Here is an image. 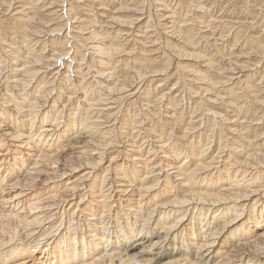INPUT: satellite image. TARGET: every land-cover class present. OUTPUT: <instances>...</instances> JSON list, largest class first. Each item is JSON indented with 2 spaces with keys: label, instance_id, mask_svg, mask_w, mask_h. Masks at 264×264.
<instances>
[{
  "label": "bare ground",
  "instance_id": "bare-ground-1",
  "mask_svg": "<svg viewBox=\"0 0 264 264\" xmlns=\"http://www.w3.org/2000/svg\"><path fill=\"white\" fill-rule=\"evenodd\" d=\"M116 1L111 0L108 3L110 4V9L107 12H104V10L101 9L104 5L103 4L104 1L101 2L98 0H92V5H96L97 8L90 7L91 5L89 6L88 4L84 5L86 8H91L89 13L92 14L91 15L92 20L90 22V25L87 23L90 27L93 26L92 28H94V23L96 22L95 18L98 17V19L99 18L101 19L100 22L98 20L97 23H95L98 24L97 25L98 27H96V29L89 31L88 27L82 29V27L80 26V23H82L83 21L80 18L82 16L85 17V15L80 16L79 17L80 20L77 21L75 17L73 18L74 14L72 15V17L71 15L68 14V12H70V9H68V5H70L69 0H22L21 2L23 4L17 3V1L15 0H0V7L6 8L4 9V13L7 12L9 13L10 10H13L12 12L16 16L15 19L11 21L12 23L10 22L11 25L13 26L12 28L15 31V32L12 31L14 32V36L16 32L18 34V31L22 30V32L19 33L20 34L19 37L23 41L21 40L20 42L22 44L24 42L27 43L26 47L25 45H22L24 49L26 48L25 50L21 49L20 48L21 46L19 47L21 50L18 49L19 50L18 52L20 54L22 51H23L22 54L24 53V59L22 58L23 61L20 63L14 61L17 60L18 54H16L15 57H13L14 56L13 55L12 60L11 58L10 60H8L7 56L9 57L10 53L7 54V51L4 48L3 49L1 48L4 46L3 45L4 42L2 44L0 43V50H3V52L7 54L3 56L5 61L4 62L0 61V82L2 79H5L4 83L1 85L3 88H2V92L0 93H3V91H5V93L1 95L4 96V98H6L5 103H7L4 106L5 109L0 110V145L9 144L10 147H13L11 152H14L12 153V156L7 155L6 153L0 155V169L3 168L2 171L0 172H2V174L6 173L4 177H1V173H0V253L3 252L0 254V262H1L0 264H264V232L262 231L263 233L257 235L254 234L259 230H264V203L258 205L260 206L258 208L257 202L259 200H253L252 202H250L252 204L246 206V207L249 206V211H248L249 215L246 216L243 214V209H241L244 205L243 204L240 205L241 203L237 202L238 200L242 203L245 201L248 202L252 200L253 197H256L257 193L259 192L262 194L264 193V181H262L263 185L260 186V188L262 187L261 190H259L257 187L251 188L256 186L255 185L256 182L258 184V181L260 182L261 180L264 179L263 178L264 173H262L260 170H258L259 171L258 174L256 176L254 175L252 179L245 180L243 182L244 184L243 188H245L243 191H241L242 188L239 189V185H238L239 180L237 182V179L240 178L239 176H242L243 178L245 174L244 172H246V170H243L244 168H249V167L255 168V166L262 167V165H264V154H263L264 151L262 152L260 151L261 153L256 152L259 151L261 148L262 149L264 148V137H262V139L260 140L261 141L260 145L258 144L259 142L258 137H261L260 135L257 136L255 135V133H253V135L249 137H242V139L245 140L238 142L237 145H239L241 149H243V151L244 149H248V151L246 150L247 152L243 154L241 153L243 155V157L240 156L242 159L241 160L238 159L237 161H234L235 158L233 159L234 157L233 149H235L236 147L231 150L229 149L230 150L228 154L229 157L224 161V164L222 165L223 167L221 169L215 168L216 169L215 172L213 171V173L209 174L206 173L208 170L206 161L202 162V158L205 156V152L208 148L206 150H202L198 152L201 155L198 159L196 160L191 159L188 162L186 161L187 164L185 163V159L187 157H183L184 155L187 154L184 155L181 154L183 159H180V162L182 161V163L180 164V162H178L179 159L175 158L177 152L173 154V151L175 149H173L172 147L174 146V144L170 143L172 137H176V134L173 133L174 132L173 128L167 127L161 129V130L166 129L168 131V137L166 140H164V138H162V136L159 134L156 135L158 138H155L154 137L155 129H157V127L159 126L161 127V125L157 123L156 125L151 127L149 126L150 128H148L147 125L143 124L146 117H144V120L142 118L139 120V122H137L138 119L137 114L134 110L132 111L131 109H129L130 106H125V107L123 106L124 108L128 107V109L125 110L124 112L125 114L123 115L124 119L122 118L125 124H121V122H119L118 126H115L114 124V122L118 123L116 122V120L112 124H110L111 121L107 119L112 117L110 115L103 117L102 114V116H97L95 119H92L91 116L88 115V113H90L89 110L90 109L95 110V108L93 107H96L97 104L101 101L98 102L96 101L95 103L89 102V99L87 98L86 94H85L86 96L85 99H83V97L79 95V85L81 84V82H83L82 79H84V76H86L84 75V73H82L84 71V70L82 71V65L84 66L86 65L85 68H88L90 70L89 72H93V73H94V69L96 68L92 70L93 67L91 66L90 62L88 63V60L90 59L89 55L85 56L87 57V60H85L84 56H82L80 62L77 63L76 57H78V55L75 52V50L77 49L75 48V45L73 43L68 45L70 42L67 40V38L70 37L73 40L76 37V36L74 37L71 34L72 31L71 26L73 27L74 23L79 24L78 25L80 26L79 29H81L82 32L85 31V34L89 36V40L97 38V40H95L94 42L97 44L91 43V45L89 46V49L92 50L93 53L95 54L94 56V54L92 53L93 56L98 58V61L96 60V63L95 62L93 63L94 65L98 66V70L95 72L97 78L103 75L102 71L104 70L105 67L111 65L110 64L112 63L111 59L107 60L108 58H110L111 55L124 52L123 47L125 45H121L119 43V39L121 40V38L123 37H125L126 39L131 38V41L133 38L134 40H138L137 39L138 37H142L141 38L142 40L143 39L150 40L149 46L151 44L155 46L156 42L160 41V45L163 44L161 48L167 47L170 49L171 47L172 51L170 52L171 53L174 52V54L176 53L178 58L181 59L193 58V60L195 59L197 61H201V60L206 61L207 63L206 62L205 63L207 64V66L204 68L205 72L206 70L209 71V68L214 67V65L212 64L213 63L212 61L214 60L213 57L204 55L203 54L204 51L201 54L200 53L195 54L194 52L192 53L186 52V49L189 50L191 49L190 46H192L194 42L191 39L192 37L189 38L190 36L189 37L185 36L184 33L185 29L182 31V26H183L182 24L184 23V21L182 20L181 22L179 21L175 22V20L173 19L175 15L174 13L175 11L174 10L171 11L172 9L171 1L160 0L159 2L158 0V2L155 3L156 5H158L156 7L157 8L159 7V9H155V10L162 12V14H160L159 16L157 13L153 15L154 21L155 19L157 20L155 24L153 23L154 21H152V15L150 11L151 7L150 10L148 9L146 11L144 10L145 7L137 8L138 6L136 5L137 7H135L134 9L132 8L131 10L129 9L128 6L131 3H134L135 0L133 1L121 0L119 1V3L118 2L116 3ZM15 2L17 4H21V7L19 5L13 8V5L16 4ZM93 2L96 4H94ZM115 4H118L117 6L118 8L116 7V9H114ZM198 5L199 6L195 7V9L196 8L203 9V6H201L200 4ZM188 6L189 5H187V7ZM58 8L60 9L57 10ZM153 8L155 7L153 6ZM127 10L129 12H132L130 18L132 17L133 19L128 18L130 20L127 19L128 21L125 22L126 19L125 20L123 19L124 21L120 20L121 18L115 15V14L119 15L122 13V11L126 12ZM85 14L87 13L85 12ZM137 14H139V16H137ZM146 14L148 17V20L146 22L147 24L143 25V23L140 22L139 17L141 15L145 16ZM53 17L63 20L64 24L58 23L57 28H51L50 23L54 21ZM6 18L10 20L12 19L11 17H6ZM187 24L189 25L190 23L188 22ZM209 24H207V26ZM195 25L197 26V23ZM28 26L32 27V29L29 28ZM142 29H144V31L139 32ZM159 29H161L160 30L161 34L168 36L170 40L166 38L164 39L165 41H163L161 38L162 35L160 37V35L158 34ZM212 29L210 30L211 32L206 30L205 32L204 31L201 32L202 35L200 34L201 38L199 39L205 40L212 38L215 33L212 32ZM86 30H88L89 33H86ZM191 30H193L194 33V29ZM62 32L66 33V34L63 33L65 35L60 39V41L62 39L64 40L62 50H59L60 46L55 45L53 42L52 43L54 44V46L52 47L49 46V49L47 47H43L44 44L46 45L48 41L43 42L40 41L39 38H43V40H45L46 36L47 38L49 36L55 37L56 35L54 36L53 34L58 33V35L59 34L61 35ZM218 33L220 32L218 31ZM186 34L191 35V31L188 32L186 31ZM149 35L153 36V39ZM58 39L56 40L58 41ZM182 39L185 40L184 44L181 42ZM33 41L35 42L32 45ZM204 42H206V40ZM135 43H138V41H135ZM179 44L184 45V50L178 48ZM11 46L12 45L8 44L6 47L10 48ZM40 46L43 47L42 50L44 51L48 49L47 53L49 52L50 54L48 55L49 57L43 56L42 54H36L34 53L35 51L32 52L33 50H35V47L39 48ZM67 49H69V51H66ZM72 49L74 50L72 53L75 52V55L71 54L74 56L73 57L69 56L70 61H68V64H66L67 62H64V58H66L65 51L66 54H70L69 52L70 50L72 51ZM83 51L85 52V50ZM219 54L221 55V53ZM90 57L92 58V55H90ZM102 59H104V61H102ZM237 59L238 57L234 58L233 62L235 66L232 67V65L234 64L233 63L231 64L230 60L228 59L226 60V62L229 61L230 62V63L228 62L229 64L226 63V65L224 66H222V64L220 65L219 63H221L222 60H220L219 58L221 62L219 61L218 62L219 65L218 64L215 65L216 66L215 70L217 71L218 67H220L219 68V72H220V69L222 70L223 68L226 74L232 73V75L233 74L238 75L236 79L229 78L231 82L233 80H239L240 75L246 71L247 67L237 65L236 62ZM223 60L225 59L223 58ZM114 62L116 63V61ZM56 64L58 65L57 67L59 69H57L56 72H53V74H51L52 76L48 83L49 86H47V84L45 85L46 75L44 74V72L42 73L41 69L43 70L46 69V71L48 70L49 72H51L54 65ZM133 64L134 63H132L131 65ZM129 66H127L126 68H128ZM145 66H151V65L146 64ZM30 68L31 70H33V72H29L31 71ZM145 68L146 67L141 69L139 67V69L133 70L132 73L130 71L128 72V74H126L125 71L122 72L121 74L122 76L120 77L121 79L118 80L117 78H115L114 81H112V83H114L112 87L105 88V90L107 89V91L109 92L114 90L115 93L119 92V95L129 92L130 90L128 89L132 90L133 85L137 86L138 85L137 82H141L142 79L145 78V76H147L146 78H148L149 76H151V74H153L151 73L150 70H147V68L146 69ZM184 69L185 68L183 67H179L181 73ZM114 70H116V68H114ZM114 70L111 71L114 72ZM159 71H163V70H159ZM200 71H202V69L201 70L198 69V71L196 69H191V70L188 69L187 73L188 74L192 73L194 78L196 79L200 78V80L206 81V83H208L210 86L216 87V85L218 84H221L224 87L228 85L229 86L233 85V83L231 82H229L228 84L227 80L222 81L221 77H218V75L217 76L214 75V78L208 79L207 76L210 75L208 74L209 72H207L208 75H206L205 72H200ZM216 71L212 73H217ZM156 72L154 70V74ZM112 74L110 75L109 73L108 77H113ZM255 74L253 75V77L255 76ZM38 75L41 76L43 80L42 82H40L41 86L40 87L37 86L38 89L35 88L38 90L37 91L34 89L35 87L34 83L36 82ZM79 78H80V83H79ZM261 78H263V75L261 76ZM57 79L60 80V85L58 86L66 89L65 94L67 95V98H66V102H64L65 104L61 107V109L59 108L60 110L56 113L55 116L54 114L56 111L54 110V104L58 103V98L57 95L56 96L54 95L56 98H53L51 96V90H49L48 88L53 86V84ZM119 81L121 82V84H118ZM92 82L90 83L92 84ZM100 82L96 81V83L99 85ZM252 82L253 81L249 82L248 79H245L242 80V82L240 83L242 85L247 86L246 92L247 89H251L252 91H255L254 92L255 99L256 100L258 99L257 102L264 105V96H263L264 92L258 95V92L262 91V88L264 90V86L260 87L261 89H259L258 87L255 88L253 85H250ZM260 82H264V81L261 80ZM77 83H79V85H77ZM240 83L231 86L230 89L228 90L230 91L233 100L236 99V97L239 98L238 97L239 95L234 94L233 90L234 88H237V86ZM42 84H44L45 86H42ZM184 84L183 86H185ZM259 85H261V83ZM59 91L60 90H58V92ZM199 91L201 93V90ZM112 93L115 94L114 92ZM99 94L100 92L98 93V95ZM82 95L84 96L83 93ZM124 96H126V94ZM127 96H131V94H128ZM40 98L43 99V103H41L42 100ZM106 100L105 102H107ZM73 101H77V104L80 101V103L83 104L82 108L84 111V116L81 117V119L71 118V117L65 119L64 113L70 111L68 108L71 107ZM112 103L114 102H111L110 105ZM232 103L233 102H230V104ZM136 104L138 105V103ZM147 105L148 104H146V106ZM146 106L145 108L147 109L148 106L147 107ZM165 108H167V106ZM97 109L99 110L96 111H99L100 113V112H106V110L110 108L107 107L106 109L103 106V108H97ZM78 110H80V108L74 111H78ZM153 110H151L150 112H153ZM168 110L170 111V108ZM168 110L165 109V111L167 112ZM171 111L173 112L171 114L169 113L170 118H168L167 121L171 123L181 122L179 116L176 115L178 111L175 112V110L172 109ZM118 113H120V111H118ZM49 120H52V122ZM5 122L8 123L5 124ZM232 122H236V121L229 122V120H227L226 124H231ZM14 123L17 126L13 125ZM103 124H110L109 131L105 132V133L109 132L108 135L106 136L104 135L105 133L104 134L101 133L103 129L108 128ZM218 124L219 123H214L213 125L215 127L218 126ZM35 125L38 126L37 137L35 136L33 137V133L30 132L32 131V128L35 127ZM27 127L29 129L28 133L24 131L27 129ZM123 130H129L128 135H126L128 138L125 137L127 139H130L129 135H131L130 134L132 132L131 130H137L138 132L142 131L143 133L149 134L152 140L156 139L155 141L157 143H160L159 144L160 146H153L152 144L150 145V147H148L147 145L148 157H146L147 159L146 158L144 159L142 156L140 157V155H138L140 146L135 145L137 141H126V143H128L129 147L131 148L130 151H133L132 152L133 155L131 154L128 155L129 160L132 163H130V165L125 166V168H123L121 171L122 174H124V172L127 171L126 172L127 175L124 174L120 176V173H117L113 181H111L112 180L111 179L107 182V190L105 189L107 193L104 194L103 191L97 190L98 187H96L95 182L101 185L102 184L105 185L107 181V177L110 178V176H108L110 174L109 171L112 168H115L114 172H118V169L120 168H118L115 165L117 159L114 158V156H112L113 158L109 160L107 159L108 160L106 162L107 165H105L106 163H103L104 159L102 157L105 155L104 151H107L108 147L110 148V146L117 144L119 140L120 142H122L121 139L122 136L124 135L123 133L125 132V131L123 132ZM234 131L235 132L238 131L242 136L243 130L240 129V126H237L234 129ZM115 132L117 133L116 136H115ZM188 132L189 131L187 130V128H185L184 130L182 129V131L178 130V133H180L181 136H178L177 139H179V141L181 139H186L188 136ZM69 133H71L70 134L72 135L71 137L69 136ZM246 133L245 135H247ZM259 133H261V135L263 136L262 132H258V134ZM161 134L163 135L162 132ZM132 137H134V135ZM193 137H195V135ZM46 138H47L46 141L47 143L50 141L52 142L50 147L48 146L49 149L51 148V146L53 148L56 145L58 149L54 148L53 150L50 151L47 150V153H42L41 152L42 150L39 149L40 146L38 145L39 144L41 145L42 144L41 142H43ZM65 139L66 141L63 142ZM80 141L83 142L85 146H87V147L84 146L83 149L85 150L81 149L82 151H80L83 155L77 156L76 157L77 160H75L74 162L72 160L71 161L69 160L70 162H68V159L65 160L68 154L65 157H63V155H65L64 153L69 152L70 150L72 151L73 150L72 148L76 146V144L81 143ZM47 143L45 144V147ZM124 146L127 147L126 145ZM198 146L199 145L190 144L189 147H186V150L188 152V157H190V154L193 153V151ZM202 146L203 145H200V148ZM87 148H89L91 153H88L86 151ZM142 149L143 148H141V150ZM217 155L213 156L214 158L212 157L213 159L211 161L216 160ZM8 156L10 157L9 159ZM155 157L156 159L159 158L160 161L157 160L158 164L154 166V164L152 163L153 167H150L149 162L153 161L154 159L152 158ZM163 163L164 166L161 167L162 166L161 164ZM121 164L122 163H120L119 165ZM82 166L88 169H90V167H95L94 171L95 170L97 171V175L92 176V172H88L85 174L83 172V175L76 178V180H74L75 178L73 180L67 179L65 183H62L64 184L62 185V192L57 189L56 191H49L52 192V194H48V196L36 195L35 186L40 176L45 177L44 178L45 180L44 181L42 180L43 182L51 181V185H52V183L54 182L57 181L61 182L62 179L68 176L67 175L68 172H74L75 169L79 170ZM164 167H167L166 169L168 170H164L163 172L168 171L167 173H162L161 170ZM103 169H104L103 176H101L100 174L102 173H98V172ZM137 171H139L140 173L142 172L143 179H137L138 176V175L136 176ZM155 171L158 172L156 175H153L152 173H154ZM86 181L90 182L91 184L90 188L92 187L94 188L93 191L91 190L92 194H90V196H87V194L85 196H74L76 195V188L79 186V184H82ZM224 181H226L225 183H229L228 186L225 187L223 192L217 191L215 187ZM145 182H149V184L151 183L152 184L146 185ZM49 186L50 185L47 186L48 187L47 190L51 188V186L50 187ZM157 187L159 188L158 192H156V190L158 189ZM234 187L237 190H235ZM260 196H264V194ZM79 197L80 200H78V203L73 202L74 198L76 200V198ZM81 200L82 201L85 200V203L83 205H81ZM229 201H232V204ZM73 203L74 206H72ZM207 203H209L210 205L212 204V206H217V207L219 206L215 212H212L213 213L212 216L209 217H207L206 215L208 213L210 214L211 211L209 212V210H204L201 207V204L206 205ZM22 204H24L25 206H23ZM18 205L23 206V208H20L19 209L20 211L17 213L18 210H16V208H18L17 207ZM67 206H69L68 209L66 208ZM193 207L194 209L196 208V210H193ZM189 208L192 209L191 212H193V217L190 219L187 216V211H186ZM106 212H108L110 216L107 215ZM77 213H80V215H82L81 218L84 217L83 222L85 223V226L88 228L87 230H85L84 234H82L80 237H76L75 233L73 234L71 233L72 231L69 230V225L71 224V222L74 221L75 219H78ZM105 215H107V217H110V219L107 222H105L104 219ZM77 221L78 220H76V223ZM250 235L251 237H249ZM235 238L238 239L237 241L234 242ZM175 240L176 241L182 240V241L179 245L177 242H175ZM223 250H226V252L223 253V255H220V257H218L216 255L217 252L222 254Z\"/></svg>",
  "mask_w": 264,
  "mask_h": 264
},
{
  "label": "rangeland",
  "instance_id": "rangeland-1",
  "mask_svg": "<svg viewBox=\"0 0 264 264\" xmlns=\"http://www.w3.org/2000/svg\"><path fill=\"white\" fill-rule=\"evenodd\" d=\"M15 1H17V3H21V4H23L21 1L22 0H15ZM89 0H69V2H70V5H68V9H70V12H68V14L69 15H71V17H72V15H73V18L75 17L76 18V20L77 21H79L80 19L81 20H83L82 21V23H80V26L82 27V29H85V28H87L88 27V30L90 31V30H93V29H96V27H98L97 25L98 24H95V23H97V21L99 20V22H100V18L98 19V17L97 18H95L96 20V22L94 23V28H92V27H90L89 25H90V22H91V20H92V17H91V13H89L90 12V9L91 8H86L84 5H91L90 7H96V5H92V0H90L89 2H88ZM98 1H101V2H103V7L101 8V9H103L104 10V12H107V11H109V9H110V4H108L111 0H98ZM116 1V0H115ZM119 1H121V0H117L116 1V3L118 2L119 3ZM130 1H133V0H130ZM137 1H139V2H137ZM169 1H171V4H172V9H171V11L172 10H174L175 12V15H174V20H175V22H181L182 20L184 21V23L182 24L183 26H182V31L185 29V31H184V33H185V36L186 37H189V38H191L192 39V41L194 42L193 44H192V46H190L191 47V49L189 50V49H186V52L187 53H192V52H194L195 54L196 53H202L203 51L205 52H203V54L204 55H207V56H209V57H213V65H214V67H211V68H209V71H207L206 70V72L204 71V68L207 66V62L206 61H204V60H201V61H197V60H193V58H188V59H181V58H178V56H177V54L175 53L174 54V52H170V51H172L171 50V47H170V49L169 48H167V47H164V48H161V46L163 45H160V41H157L156 42V45L155 46H153L152 44V46L150 45L149 46V41L150 40H145V39H141L142 37H138L137 39L138 40H134V38L132 39V41H131V38L130 39H126L125 37H123V38H121V40L119 39V43L121 44V45H125L124 47H123V49H124V52H121V53H119V54H115V55H111L110 56V58H108L107 60H109V59H111V62L112 63H110L111 65H106L107 67H103L104 68V70H103V68H102V72H103V75L102 76H99L98 78L96 77V75H95V72L98 70V66L97 65H94L93 63L95 62L96 63V60L98 61V58H96V57H94L95 56V54L93 53V51L92 50H90L89 49V46L91 45V43H93V44H97V43H94L95 42V40H97V38L96 39H91V40H89V36L87 35V34H85V31H81V29H79V27L80 26H78L79 24L78 23H74L73 24V27L75 28H73L72 26H71V29H72V31H71V34L75 37L73 40L75 41H73L72 40V38H70V37H68L67 38V40L70 42L68 45H70V44H74L75 45V48L77 49V50H75V52H76V54L78 55V57H76L77 58V63L78 62H80V59L82 58V56H84V58H85V60H87V57H85V56H88L89 55V60H88V63L90 62V64H91V66L93 67H91L92 68V70L94 69V68H96V69H94V73L93 72H89L90 70L88 69V68H85V66L84 65H82V73H84V75H86V76H84V79H82L83 80V82H81V84L79 85V83H80V78H79V83H77V85H79V95L81 96V97H83V99H85L86 98V96H85V94L87 95V98L89 99V102H93V103H95L96 101L98 102V101H101V102H99L98 104H97V106L96 107H93V108H95V110L94 109H92L93 110V112H92V110L90 109L89 111H90V113H88V115L89 116H91V118L92 119H95L97 116H102V114H103V117H106V116H112V117H110V118H107L108 120H110L111 121V123L110 124H112L115 120H116V122H118V123H115L114 122V124H115V126H118L119 125V122H121V124H125V122H124V118H123V115H125L124 114V112H125V110H127L128 109V107H126V108H124L125 106H130L129 107V109H131L132 111L134 110L135 112H136V114H137V122H139V120L140 119H142L143 118V120H144V117H146L145 118V120H144V125H147V127L148 128H150L151 126H154V125H156L157 123L158 124H160L161 125V127L159 126V127H157V129H155V138H158L156 135H161L162 136V138H164V140H166L167 139V137H168V131L166 130V129H163V130H161L162 128H167V127H172L173 128V130H174V134H176V137H172V139H171V141H170V143H172V144H174V146L172 147L173 149H175L174 151H173V154L174 153H176L177 152V155H176V159L178 158L179 159V161L178 162H180V159H183V157H187L186 159H185V163H186V161L188 162V161H190L191 159H198L201 155H200V153H198V152H200V151H202V150H206L207 148V150H206V152H205V156L202 158V162H205L206 161V165H207V167H208V170H207V172L206 173H209V174H211V173H213V171L215 172V170L216 169H221L223 166V164H224V161L226 160V159H228V154H229V151L231 150V149H233V148H235V149H233V159H234V161H237L238 159H242L241 157H243V153H245V152H247L248 151V149H244V151H243V149H241V147L239 146V145H237V143L238 142H241V141H244L243 139H242V137H249V136H251V135H253V133H255V135H257V136H261V137H258V144L260 145V140L262 139V137H264V105L263 104H260V103H258L257 101H258V99L256 100L255 99V91H252L251 89H247V92H246V88H247V86L246 85H242L240 82H242V80H245V79H248V81L249 82H251V81H253L250 85H253L255 88H259V89H261L260 87H263L264 86V82H260L261 80L262 81H264V0H193V1H191V0H169ZM176 1V2H175ZM156 2H158V0H135V2L134 3H128V4H130L128 7H129V9H131L132 10V8L134 9L135 7H137V8H144V10H150V7H151V15H152V21H154V19H153V15H155L156 13L158 14V16L160 15V14H162V12H160V11H157V10H155V9H159V7L157 8L156 6H158V5H156L155 3ZM159 2H160V0H159ZM189 2H190V4H189ZM192 2V3H191ZM16 3V2H15ZM14 4L13 5V8L14 7H17V6H19L20 5V7H21V4ZM82 3V4H81ZM94 3V2H93ZM139 3V4H138ZM178 3V4H177ZM181 3H183V4H181ZM200 4L201 6H203V9H200V8H196L195 9V7H197V6H199L198 4ZM258 3V4H257ZM79 4V5H78ZM94 4H96V3H94ZM135 4V5H134ZM150 4V5H149ZM151 4H153V5H151ZM167 4H168V2H167ZM189 5L188 7H187V5ZM193 4V5H192ZM81 5V6H80ZM137 5V6H136ZM144 5V6H143ZM149 5V6H148ZM70 6V7H69ZM109 6V7H108ZM118 6V4H115V6H114V9H116V7ZM140 6V7H139ZM153 6L155 7V8H153ZM25 7H26V5H25ZM82 7V8H81ZM107 7V8H106ZM174 7V8H173ZM192 7V8H191ZM27 8H28V6H27ZM97 8V7H96ZM95 8V9H96ZM118 8V7H117ZM194 8V9H193ZM3 9V10H2ZM4 9H6V8H2V7H0V43L2 44L3 42H4V46L3 47H1L2 49L4 48L6 51H7V54L8 53H10V56L8 57L7 56V59L8 60H10V58H11V60H12V58L13 57H15V55L16 54H18V58H17V60H14L15 62H22L23 60H22V58L24 59V53L22 54V52H21V54L18 52L19 50H21V49H23V50H25L24 49V47L22 46V45H25V47H26V45H27V43L26 42H24L23 44L20 42L22 39L19 37V33H21L22 32V30L21 31H18V34H17V32L15 33V36H14V29L12 28L13 26L11 25V21L12 20H14L15 19V14L12 12L13 10H10L9 11V15L7 14V13H4ZM60 8H58L57 10H59ZM88 9V10H87ZM100 9V8H99ZM201 11H200V10ZM207 10V11H206ZM72 11V12H71ZM84 11V12H83ZM194 11V12H193ZM206 13H204V12ZM81 12V13H80ZM85 12L87 13V14H85ZM124 12V13H123ZM129 11L127 10L126 12L125 11H122V13L121 14H115L116 16H119V18H121L120 20H125V22L126 21H128V20H130V19H133L132 17L130 18V16H131V14H132V12H129ZM181 12V13H180ZM89 13V14H88ZM108 13H110V12H108ZM4 14V15H3ZM5 14H6V16H5ZM189 14V15H188ZM82 15H85V17H83ZM80 16H82L80 19H79V17ZM88 18H87V17ZM137 16H139V14H137ZM146 16V17H145ZM141 15L140 17H139V20H140V22H142L143 23V25L144 24H147L146 22H147V20H148V17H147V14L146 15ZM177 16H178V19H177ZM188 16V17H187ZM206 16H207V18H206ZM208 16H210V17H208ZM5 17V18H4ZM6 17H11L12 19L10 20V19H8V18H6ZM65 17V16H64ZM182 19H181V18ZM194 17V18H193ZM87 18V19H86ZM128 18H130V19H128ZM195 19V20H193V19ZM53 19H54V21L53 22H51L50 23V25H51V28H57V24L58 23H61V24H64V22H63V20H60L59 18L57 19V18H55V17H53ZM128 19V20H127ZM187 19V20H186ZM3 20V21H2ZM9 20V21H8ZM123 20V21H124ZM193 22H192V21ZM203 20V21H202ZM216 20V21H215ZM89 21V22H88ZM157 20L155 19V21L153 22L154 24H155V22H156ZM186 21V22H185ZM191 21V22H190ZM195 21V22H194ZM196 21H198V22H196ZM11 22V23H10ZM85 22V23H84ZM190 23L189 25L187 24V23ZM222 22V23H221ZM3 23V24H2ZM89 25H88V24ZM150 23H152V22H150ZM197 23V26L195 25ZM205 23V24H204ZM209 24L208 26H207V24ZM212 23V24H211ZM82 24V25H81ZM202 24V25H201ZM10 25H11V27H10ZM172 25V24H171ZM195 25V26H194ZM205 25V26H204ZM212 25H214V26H212ZM18 26V25H17ZM210 26V27H209ZM11 29H10V28ZM29 28H31L32 29V27H30V26H28ZM197 27V28H196ZM206 27V28H205ZM208 27V28H207ZM91 28V29H90ZM200 28V29H199ZM202 28V29H201ZM212 28H214V29H212ZM35 29V28H34ZM39 29H40V27H39ZM187 29H189V30H187ZM191 29H194V33H193V30H191ZM212 29V32L214 33V36L212 37V38H209V39H205L206 40V42H204L205 40H202V39H199V38H201V35H202V33L201 32H205V30L206 31H209V32H211L210 30ZM20 30V29H19ZM88 30H86V33H89V31ZM161 29H159L158 31H159V35H160V37H161V31H160ZM198 30H200V31H198ZM12 31H14V32H12ZM79 31V32H78ZM142 31H144V29H142L141 31H139V32H142ZM186 31L188 32V31H191V35H189V34H186ZM217 31V32H216ZM218 31L220 32V33H218ZM75 32V33H74ZM197 32H199V33H197ZM7 33V34H6ZM63 33H65V32H62V34L60 35H58V33L57 34H53L55 37H53V36H49L48 38H47V36H46V38H45V40H43V38H39L40 39V41H48L47 42V44L45 45L44 44V46L43 47H47L48 49H49V46L50 47H52V46H54V44L55 45H57V46H60V48H59V50H62L63 49V44H64V40L62 39L61 41H60V39H61V37H63L65 34H63ZM79 34V35H78ZM82 34V35H81ZM111 34V33H110ZM140 34V33H139ZM197 34H199V35H197ZM201 34V35H200ZM138 35V34H137ZM196 35V36H195ZM87 37V39H86V37ZM150 36V35H149ZM195 36V37H194ZM222 36V37H221ZM85 37V38H84ZM152 39H153V36H150ZM194 37V38H193ZM219 37V38H218ZM221 37V38H220ZM1 38H2V40H1ZM12 38V39H11ZM16 38V39H15ZM59 38V39H58ZM162 40L163 41H165L164 39H168V40H170V38H168V36H166V35H162ZM198 38V39H197ZM33 39V38H32ZM42 39V40H41ZM56 39H58V41L56 40ZM213 39V40H212ZM221 41V43H220V41ZM222 39V40H221ZM225 39V40H224ZM34 40V39H33ZM38 40V39H37ZM50 40H51V43H50ZM53 40V41H52ZM133 40H134V42H133ZM142 41V43H141V41ZM23 41V40H22ZM99 41V40H98ZM122 41V42H121ZM135 41H138V43H135ZM162 41V42H163ZM208 41V42H207ZM210 41V42H209ZM14 42V43H13ZM35 41H33L32 42V45H33V43H34ZM54 44H53V43ZM77 42V43H76ZM89 42V43H88ZM183 44L185 43V40L184 39H182V41H181ZM211 42H212V44H211ZM216 42V43H215ZM219 42V43H218ZM225 42V43H224ZM12 43V44H11ZM88 43V44H87ZM158 43V44H157ZM197 43V44H196ZM12 45L10 48H8V47H6L7 45ZM78 46H77V45ZM81 44V45H80ZM146 44V45H145ZM234 44H235V46H234ZM6 45V46H5ZM16 45V46H15ZM136 45V46H135ZM196 45V46H195ZM215 47H214V46ZM21 46V47H20ZM88 46V47H87ZM179 47L178 48H181V50L183 49L184 50V45H182V44H179L178 45ZM213 46V47H212ZM218 46V47H217ZM21 49H20V48ZM43 47H35V50H33L32 52H34V53H36V54H42L43 56H48V55H50L49 54V52L47 53V51H48V49H46L45 51L44 50H42V48ZM78 47V48H77ZM84 47V48H83ZM140 49H138V48ZM155 47V48H154ZM41 48V49H40ZM54 48V47H53ZM52 48V49H53ZM67 48H68V46H67ZM86 48V49H85ZM89 50H88V49ZM152 48V49H151ZM160 48V49H159ZM167 48V49H166ZM196 49V50H194V49ZM199 48V49H198ZM201 48H202V50H201ZM206 48V49H205ZM218 50H217V49ZM15 49V50H14ZM19 49V50H18ZM85 50V52L83 51V50ZM138 49V50H137ZM204 49V50H203ZM215 49V50H214ZM231 49H233V50H231ZM14 50V51H13ZM88 50V51H87ZM153 50V51H152ZM168 50V51H167ZM201 50V51H200ZM214 50V51H213ZM219 50H220V52H219ZM42 51V52H41ZM44 51V52H43ZM66 51H69V49H67ZM66 51H65V55H66V58H64V62H67L66 64H68V61H70V58H69V56L70 57H73L74 55H75V52L74 53H72L74 50L72 49V51L70 50V54H66ZM130 51V52H129ZM138 51V52H137ZM161 51V52H160ZM207 51V52H206ZM209 51V52H208ZM226 51V52H225ZM3 52V50H0V61L1 62H4L5 61V59L3 58V56H5V55H7L6 53H2ZM157 52V53H156ZM215 52V53H214ZM218 54H217V53ZM228 52H230V53H228ZM233 52V53H232ZM13 53V54H12ZM87 53V54H86ZM94 54V56H93V54ZM219 53H221V55L219 54ZM71 54H74V55H71ZM159 54H162V55H159ZM230 54V55H229ZM14 55V56H13ZM68 55V56H67ZM90 55H92V58L90 57ZM126 55V56H125ZM165 55V56H164ZM212 55V56H211ZM13 56V57H12ZM115 56V57H114ZM162 56H164V57H162ZM169 56V57H168ZM170 56H171V58H170ZM218 56V57H217ZM229 56V57H228ZM230 56H231V58H230ZM261 56H263V57H261ZM49 57V56H48ZM113 57V58H112ZM160 57V58H159ZM209 57H207V58H209ZM222 57V58H221ZM228 57V58H227ZM236 57H238V59L236 60V62H237V65H240V66H243V67H247V69H246V71L245 72H243L241 75H240V78H239V80H233L232 82L230 81V79L229 78H233V79H236L237 78V76L238 75H236V74H233L232 75V73H230V74H226L225 72H224V69L222 68V70L220 69V72H219V68L220 67H218V70L216 71L215 70V65L216 64H218V62L220 61V60H222V62L221 63H219L220 65L222 64V66H224V65H226V63L227 64H229L230 62H231V64L233 63L234 64V62H233V60H234V58H236ZM68 58V59H67ZM164 58V59H163ZM166 58V59H165ZM170 58V59H169ZM177 58V59H176ZM218 58V59H217ZM219 58H220V60H219ZM223 58L225 59V60H223ZM66 59V60H65ZM94 61H93V60ZM114 59V60H113ZM230 60V62L229 61H227L226 62V60ZM102 61H104V59H102ZM114 61H116V63L114 62ZM118 61V62H117ZM148 61V62H147ZM107 62V61H106ZM128 62V63H127ZM206 62V63H205ZM229 62V63H228ZM132 63H134L133 65H131ZM180 63V64H179ZM4 64V63H3ZM123 64V65H122ZM124 64H128L127 66H129L128 68H126L127 66L126 65H124ZM151 65V66H145V65ZM179 64V65H178ZM218 64V65H219ZM260 64V65H259ZM178 66V68H177V66ZM58 65L56 64V65H54V67H53V69H52V71L51 72H49L48 70L46 71V69H41V71H42V73L44 72V74L46 75L45 77H46V79H45V85L47 84V86H49L48 85V83H49V80H50V78H51V74H53V72H56V70L57 69H59L58 67H57ZM96 66V67H95ZM135 66V67H134ZM233 66H235V64L234 65H232V67ZM27 67V66H26ZM138 67V68H137ZM139 67L142 69V68H144V67H146L147 68V70H150L151 71V73H153V74H151V76H149L148 78H146L147 76H145V78L144 79H142V81L141 82H137V86L135 85H133V88H132V90L131 89H128V90H130L129 92H127V93H124V94H122V95H119V92H116L115 93V91L113 90V91H107V89L105 90V88H111L112 87V85L114 84V83H112V81H114V79L115 78H117L118 80H120L121 78V74H122V72H126V74H128V72H130L131 71V73H132V71L133 70H137V69H139ZM149 67V68H148ZM152 67V68H151ZM179 67H183V68H185L183 71H182V73H181V71L179 70ZM195 67V68H194ZM262 67V68H261ZM85 68V69H84ZM113 68V69H112ZM114 68H116V70H114ZM122 68V69H121ZM124 68H126V69H124ZM132 68V69H131ZM134 68H136V69H134ZM145 68V69H146ZM175 69V70H174ZM178 69V70H177ZM188 69H196L197 71H198V69L199 70H201L202 69V71H200V72H205V74L206 75H208V74H210V75H208L207 76V78L208 79H210V78H214V75H218V77H221V79H222V81H225V80H227L228 81V84H229V82H231V83H233V85H231V86H234L235 84H237V83H240L238 86H237V88H234V90H233V92H234V94H238L239 96V98H237L236 97V99H234L233 100V97L231 96V93H230V91H228L229 89H230V87L231 86H223V85H221V84H218V85H216V87L215 86H210L208 83H206V81H202V80H200V78L199 79H196V78H194V76H193V74L191 73H187V70ZM30 70H31V68H30ZM106 70V71H105ZM111 70H114V72L113 71H111ZM154 70H155V72L157 73V75H156V73L154 74ZM159 70H163V71H159ZM40 71V72H41ZM186 71V72H185ZM217 72V73H212V72ZM222 71V72H221ZM29 72H33V70H31V71H29ZM113 74H112V73ZM120 72V73H119ZM161 72V73H160ZM207 72H209L208 74H207ZM255 72H256V74H255ZM110 73V75L112 74L113 75V77H108V74ZM160 73V74H159ZM163 73V74H162ZM165 73V74H164ZM255 74V76L253 77V75ZM114 75H115V77H114ZM153 75V76H152ZM257 75V76H256ZM263 75V78H261V76ZM43 76V75H42ZM107 76V77H106ZM181 76V77H180ZM183 76V77H182ZM39 77H40V79H39ZM91 77V78H90ZM95 77V78H94ZM104 77V78H103ZM156 77V78H155ZM170 77V78H169ZM175 77V78H174ZM193 77V78H192ZM251 77V78H250ZM74 78V77H73ZM96 80V81H99L100 82V80H101V82H100V85L99 84H97L96 83V81L94 80V79ZM159 78V79H158ZM184 78H185V80H184ZM187 78V79H186ZM150 79V80H149ZM164 79V80H163ZM176 79H178V80H176ZM192 79H194V80H192ZM42 78H41V76H39L38 75V77H37V80H36V82L34 83V85H35V87H34V89L35 88H37V86L38 87H40L41 86V83L40 82H42ZM47 80H48V82H47ZM108 80V81H107ZM117 80V81H118ZM149 80V81H148ZM182 80V81H181ZM4 81H5V79H2L1 80V82H0V92H2V84L4 83ZM87 81V82H86ZM93 81V82H92ZM107 81V82H106ZM184 81V82H183ZM189 83H188V82ZM194 81H195V83H194ZM240 81V82H239ZM86 82V83H85ZM90 82H92V84L90 83ZM110 82V83H109ZM175 82H176V85H175ZM186 82V83H185ZM261 83V85H259L260 83ZM83 83V84H82ZM88 83H89V85H90V87H89V85H88ZM102 83H103V85H102ZM107 83V84H106ZM112 83V84H111ZM179 83H180V85H179ZM185 83V84H184ZM202 83H204V84H202ZM105 84V85H104ZM118 84H121V82L119 81L118 82ZM183 84L185 85V86H183ZM256 84H258V85H256ZM44 84H42V86H45ZM58 85H60V80L59 79H57L56 81H55V83L53 84V86H51V87H49L48 89L49 90H51V96L53 97V98H56L55 96L57 95V98H58V103H56V104H54V110L56 111L55 112V116H56V113L61 109V107L65 104L64 102H66V98H67V95L65 94V92H66V89H64L63 87H59ZM82 85V86H81ZM99 87H98V86ZM110 85V86H109ZM145 85V86H144ZM153 85V86H152ZM209 85V86H208ZM81 86V87H80ZM101 86V87H100ZM115 86V85H114ZM144 86V87H143ZM147 86V87H146ZM159 86H161V87H159ZM189 88H188V87ZM194 86H196V87H194ZM102 87H104V88H102ZM183 89H182V88ZM51 88V89H50ZM59 88V89H58ZM87 88V89H86ZM115 88V87H114ZM141 88V89H140ZM145 88V89H144ZM161 88V89H160ZM38 89V88H37ZM37 89H35V90H37ZM54 89V90H53ZM103 89V90H102ZM136 89H137V92H136ZM157 89V90H156ZM245 89V90H244ZM58 90H60L59 92H58ZM102 90V91H101ZM105 90V91H104ZM187 92H186V91ZM199 90H201V93H200V91ZM227 90V91H226ZM250 90V91H249ZM254 90V89H253ZM38 91V90H37ZM82 91V92H81ZM157 91V92H156ZM190 91V92H189ZM198 91H199V93H198ZM88 92V93H87ZM100 92V94L98 95V93ZM106 92V93H105ZM112 92H114L115 94H113ZM168 92V93H167ZM193 94H192V93ZM251 92V93H250ZM264 92V90H263V88H262V91H259L258 92V95H260V93H263ZM5 93V91H3V93H0V110H4L5 108H4V106L7 104V103H5V99L6 98H4V96H2L3 94ZM82 93L84 94V96L82 95ZM103 93H104V95H103ZM133 93H136V94H133ZM165 95H164V94ZM190 93H191V95H190ZM198 93V94H197ZM2 94V95H1ZM60 94H61V96H60ZM64 94V95H63ZM78 94V93H77ZM91 94V95H90ZM108 94V95H107ZM117 94V95H116ZM126 94V96L128 95V94H131V96H124ZM133 94V95H132ZM147 94V95H146ZM169 94V95H168ZM200 94V95H199ZM217 96H216V95ZM250 94V95H249ZM55 95V96H54ZM162 95V96H161ZM215 95V96H214ZM91 96V97H90ZM96 96V97H95ZM104 96V97H103ZM135 96V97H134ZM144 96V97H143ZM160 96V97H159ZM168 96V97H167ZM250 98H249V97ZM264 96V95H263ZM34 97V96H33ZM92 97H94V98H92ZM115 99H114V98ZM122 97V98H121ZM149 97V98H148ZM163 97V98H162ZM218 97V98H217ZM241 97V98H240ZM254 97V98H253ZM104 98V99H103ZM109 98V99H108ZM111 98H113V99H111ZM135 98V99H134ZM143 98V99H142ZM148 98V99H147ZM161 98V99H160ZM184 98V99H183ZM31 99H32V97H31ZM41 99V98H40ZM98 99V100H97ZM103 99V100H102ZM107 99V100H106ZM117 99H118V101H117ZM146 99V100H145ZM160 99V100H159ZM166 99V100H165ZM2 100V101H1ZM42 101H41V103H43V99H41ZM105 100L107 101V102H105ZM128 100V101H127ZM151 100V101H150ZM156 100V101H155ZM163 100V101H162ZM172 100V101H171ZM103 101H104V103H103ZM118 102V103H116V102ZM131 101V102H130ZM137 101V102H136ZM148 101V102H147ZM170 102V104H169V102ZM199 101V102H198ZM201 101V102H200ZM111 102H114V103H112L111 105H110V103ZM152 102H153V104H152ZM203 102V103H202ZM230 102H233L232 104H230ZM2 103V104H1ZM5 103V104H4ZM136 103H138V105L136 104ZM166 103H168V104H166ZM174 103V104H173ZM189 103V104H188ZM247 103V104H246ZM10 104H12V103H10ZM101 104V105H100ZM130 104V105H129ZM146 104H150L148 107L146 106ZM165 104V105H164ZM182 104V105H181ZM202 104V105H201ZM60 105V106H59ZM78 105H80V106H78ZM82 105V106H81ZM144 105V106H143ZM100 106V107H99ZM103 106H104V108H106L107 109V107H109L110 109H105L106 110V112H100L99 113V111H96V110H99V109H97V108H103ZM106 106V107H105ZM112 106V107H111ZM118 106V107H117ZM124 106V107H123ZM145 106L147 107V109L145 108ZM152 106V107H151ZM167 106V108H165ZM229 106H230V108H229ZM232 106V107H231ZM77 107H79L80 108V110H78V111H74V110H77V109H79V108H77ZM83 104H81L80 103V101L78 102V104H77V101H73V104H71V107L70 108H68L70 111L69 112H65L64 113V115H65V119H68V117H71V118H80L81 119V117H83L84 116V111H83ZM116 107V108H115ZM139 107V108H138ZM151 109H150V108ZM236 107V108H235ZM238 107H240V108H238ZM60 108V109H59ZM75 108H77V109H75ZM82 108V109H81ZM145 108V109H144ZM157 108V109H156ZM170 108V111L168 110ZM242 108V109H241ZM74 109V110H73ZM142 109V110H141ZM154 109V110H153ZM161 109V110H160ZM165 109L166 110H168V112L167 111H165ZM171 109L172 110H175V112H177L176 113V115L177 116H179V119H180V121L181 122H175V123H171V122H169V121H167L168 120V118H170L169 117V113L171 114L173 111H171ZM185 109V110H184ZM200 109V110H199ZM202 109V110H201ZM151 110H153V112H150ZM163 110V111H162ZM190 110V111H189ZM95 111V112H94ZM118 111H120V113H118ZM142 111V112H141ZM184 111V112H183ZM201 111V112H200ZM240 111V112H239ZM76 112V113H75ZM81 112V113H80ZM141 114H140V113ZM150 112V113H149ZM69 113V114H68ZM71 113V114H70ZM72 113H74V114H72ZM96 113V114H95ZM105 113V114H104ZM113 113V114H112ZM122 113V114H121ZM112 114V115H111ZM152 114V115H151ZM167 114V115H166ZM182 114V115H181ZM139 115V116H138ZM151 115V116H150ZM159 115V116H158ZM165 115V116H164ZM215 115V116H214ZM53 116V115H52ZM74 116V117H73ZM77 116V117H76ZM59 117H60V115H59ZM161 117V118H160ZM112 118H114V119H112ZM123 118V119H122ZM158 118V119H157ZM160 118V119H159ZM188 118H189V120H188ZM262 118V119H261ZM53 119H54V117H53ZM106 119V120H107ZM223 119V120H222ZM147 120V121H146ZM183 120V121H182ZM227 120H229V122L230 121H236V122H232L231 124H226L227 123ZM49 121H51L52 122V120H49ZM142 121V120H141ZM162 121V122H161ZM58 122H60V121H58ZM61 122H62V120H61ZM123 122V123H122ZM185 122V123H184ZM8 122H5V124H7ZM15 123H18V122H15ZM13 124V125H15V126H17L16 124ZM167 123V124H166ZM214 123H219L218 124V126H215L214 127ZM260 123V124H259ZM12 124V123H11ZM10 124V125H11ZM110 124H103L104 126H106V127H108V128H106V129H103L102 130V132L101 133H105V132H107V131H109V125ZM164 124V125H163ZM175 124V125H174ZM246 124V125H245ZM108 125V126H107ZM251 125V126H250ZM254 125H256V126H254ZM27 126H28V124H27ZM150 126V127H149ZM174 126V127H173ZM181 126V127H180ZM237 126H240V129H242L243 131H242V136L240 135V133L238 132V131H234V129L237 127ZM123 127H124V125H123ZM146 127V128H147ZM252 127V128H251ZM254 127V128H253ZM37 128H38V126H36L35 125V127H33L32 128V131H30L31 133H33V137L35 136V137H37V133H38V130H37ZM179 128V129H178ZM185 128H187V130L189 131L188 132V136H187V138L186 139H181L180 137V141H179V139H177L178 138V136H181L180 135V133H178V130H181L182 131V129L184 130ZM221 128V129H220ZM196 129V130H195ZM200 129V130H199ZM259 129V130H258ZM261 129V130H260ZM161 130V131H160ZM176 130V131H175ZM191 130V131H190ZM257 130V131H256ZM26 133H28L29 132V129H28V127H27V129L26 130H24ZM125 131V132H124ZM132 132L130 133L131 135H129V137H130V139H127L128 137L126 136V135H128V133H129V130H123V136H122V139H121V141L122 142H120V140H119V142L117 143V144H115V145H113V146H110V148L108 147V149H107V151H104V156L102 157L104 160H103V163H106L109 159H111V158H113L112 156H114V158H116L117 159V161H116V166L118 167V168H120V169H118V172H114V169L115 168H112L109 172H110V174L108 175V176H110V178L109 177H107V181H106V183H105V185H101V184H99V183H97V182H95V185H96V187H98V191H103L104 192V194H106L107 192H106V190H107V182L109 181V180H111V181H113L114 180V177H115V175H117V173H120V176H122V175H124V174H126L127 175V171H125L124 172V174H122V169L123 168H125V166H127V165H130V163H132V162H130V160H129V156L128 155H133L132 154V152L133 151H130L131 150V148L129 147V145H128V143H126V141H137V143L135 144V145H139L140 146V150H139V154L138 155H140V157L142 156L144 159L146 158V157H148V155H147V153H148V147H150V145H152L153 144V146H160L159 144L160 143H157L155 140L156 139H154V140H152L151 139V136L149 135V134H146V133H143L142 131H140V132H138L137 130H131ZM135 131V132H134ZM94 132V131H93ZM112 132V131H111ZM160 132V133H159ZM161 132L163 133V135L161 134ZM165 132V133H164ZM180 132V131H179ZM197 132V133H196ZM247 132V133H246ZM257 132V133H256ZM258 132H262V134H263V136L261 135V133H259L258 134ZM23 133V132H22ZM109 133V132H108ZM108 133H105L104 135L106 136V135H108ZM143 133V134H142ZM196 133V134H195ZM238 133V134H237ZM245 133L247 134V135H245ZM71 133H69V136L71 137L72 135H70ZM116 132H115V136H116ZM145 134V135H144ZM199 134V135H198ZM30 135H32V134H30ZM109 135H111V134H109ZM134 135V137H132ZM140 135V136H139ZM143 135V136H142ZM150 137H149V136ZM195 135V137H193ZM197 135H198V137H197ZM68 136V137H69ZM144 136H146V137H144ZM125 137H127V138H125ZM142 139H141V138ZM149 137V138H148ZM201 137V138H200ZM204 137V138H203ZM220 137H221V140H220ZM136 138V139H135ZM175 138V139H174ZM95 139V138H94ZM97 139H98V137H97ZM125 141H124V140ZM135 139V140H134ZM197 139V140H196ZM203 141H202V140ZM159 140V139H158ZM185 140V141H184ZM47 141V138L43 141V142H45V143H43V142H41L42 144L40 145H38V146H40L39 147V149L40 150H42L41 152L42 153H47V150L48 151H50V150H53L54 148L55 149H58L56 146H54L53 148H52V146H51V148L49 149V147H50V145L52 144V142L50 143V142H46ZM66 141V139L63 141V142H65ZM145 141V142H144ZM154 141V142H153ZM214 143H213V142ZM226 141V142H225ZM62 142V143H63ZM81 142V141H80ZM195 142V143H194ZM199 142V143H198ZM202 142V143H201ZM203 142H205V143H203ZM47 143V145H46V147H45V144ZM121 143V144H120ZM142 143V144H141ZM149 143V144H148ZM198 143V144H197ZM227 143H229V144H227ZM119 144V145H118ZM122 144H124V145H126L127 147H125L124 145H122ZM176 144V145H175ZM184 144V145H183ZM190 144H193V145H199L198 147H196V149L193 151V153H191L190 154V157H188V152H187V150H186V147H189V145ZM141 145H142V147H141ZM147 145H148V147H147ZM181 147H180V146ZM186 145V146H185ZM200 145H203L202 147L204 148H200ZM204 145H206V146H204ZM230 145V146H229ZM49 146V147H48ZM84 146H85V144L83 143V142H81V143H79V144H76V146H74L72 149V151L70 150L69 152H66V153H64L65 155H63V157H65L67 154V157L65 158V160H67L68 159V162H70L71 160L74 162L75 160H77L76 159V157L77 156H81V155H83L80 151H82V150H85V149H83L84 148ZM119 148H118V147ZM123 146V147H122ZM208 146V147H207ZM80 147V148H79ZM85 147H87V146H85ZM116 147V148H115ZM206 147V148H205ZM217 147V148H216ZM240 147V148H239ZM12 148L13 147H10V145L9 144H1L0 145V155H2V154H7V155H10V156H12V153H14V152H11V150H12ZM112 148V149H111ZM141 148H143L142 150H141ZM177 148H179V149H177ZM180 148H181V151H180ZM222 148V149H221ZM239 148V149H238ZM82 149V150H81ZM109 149H111V150H109ZM122 149V150H121ZM176 149H177V151H176ZM225 149V150H224ZM230 149V150H229ZM120 150V151H119ZM186 150V151H185ZM199 150V151H198ZM241 150V151H240ZM247 150V151H246ZM86 151L88 152V153H91L90 152V150H89V148H87L86 149ZM122 151V152H121ZM147 151V152H146ZM240 151V152H239ZM262 151H264V148L262 149H260L259 151H256L257 153H261ZM72 152V153H71ZM115 153V154H113V153ZM121 152V153H120ZM123 152H124V154H123ZM196 152V153H195ZM218 152H219V154H218ZM227 153V154H226ZM237 153V154H236ZM242 153V154H241ZM70 154V155H69ZM113 154V155H112ZM121 154V155H120ZM126 154V155H125ZM184 155V154H187V155H184L183 157H182V155ZM208 154H209V156H208ZM218 154V155H217ZM223 154V155H222ZM263 154H264V152H263ZM262 154V155H263ZM116 155V156H115ZM179 155V156H178ZM181 155V156H180ZM217 155V158H216V160H213V161H211L214 157L213 156H216ZM73 158H72V157ZM159 156V155H158ZM221 156V157H220ZM226 156V157H225ZM241 156V157H240ZM124 157V158H123ZM208 157V158H207ZM211 157V158H210ZM213 157V158H212ZM7 158V157H6ZM10 157L8 156V159H9ZM71 158V159H70ZM207 158V159H206ZM237 158V159H236ZM108 159V160H107ZM147 159V158H146ZM152 159H154L153 161H151V162H149V164H150V167H153V164H154V166H156L157 164H158V161H160L159 160V158H157L156 159V157L155 158H152ZM64 160V161H65ZM70 160V161H69ZM158 160V161H157ZM217 160H219V161H217ZM221 160V161H220ZM157 161V162H156ZM211 161V162H210ZM220 164H219V163ZM120 163H122L121 165H119ZM127 163V164H126ZM153 163V164H152ZM156 163V164H155ZM182 163V161L180 162V164ZM29 164H30V162H29ZM75 164V163H74ZM79 164V163H78ZM184 164V163H183ZM187 164V163H186ZM105 165H107V163L105 164ZM104 165V166H105ZM162 166L161 167H163L164 166V163L163 164H161ZM185 165V164H184ZM221 167H220V166ZM85 169H83V168ZM79 170L78 169H75V171L74 172H68L67 173V177H65L64 179H62L61 180V182H59V181H57V182H54V183H52V185H51V181L50 182H43L45 179V177L44 176H40L39 178H38V184L36 183V186H35V188H36V195L37 196H48V194H52V192H49V191H56L57 189L59 190V191H61L62 192V185H64V184H62V183H65V181H67V179H74V180H76V178H78V177H80V176H82L83 175V172H84V174L85 173H88V172H92V176L93 175H97V171L95 170L94 171V169H95V167H90V169H88V168H85L84 166H82ZM165 168V169H164ZM164 168H162V173H167L168 171H166V172H163L164 170H168V169H166L167 167H164ZM216 168V169H215ZM250 168V167H249ZM244 168L243 170H246V172H248V173H246V172H244V173H242V174H244V176H243V178H242V176H239L238 178L239 179H237V182H238V180H239V182H238V185H239V189L240 188H242L241 189V191H243L245 188H243L244 187V184H243V182L245 181V180H249V179H252L253 177H254V175L256 176L257 174H258V170H260L262 173H264V165H262V167L261 166H255V168ZM2 169L3 168H1L0 169V171H2ZM211 169V170H210ZM84 170V171H83ZM252 170V171H251ZM103 171H104V169L103 170H100L98 173H102V174H100L101 176H103ZM112 171V172H111ZM160 171V172H161ZM22 172V171H21ZM156 172V173H155ZM154 173H152L153 175H156L157 174V172L158 171H155ZM1 173V177H4L5 175H6V173H3L2 174V172H0ZM96 173V174H95ZM169 173H171V172H169ZM168 173V174H169ZM241 174V175H242ZM72 175V176H71ZM138 175V176H137ZM205 175V174H204ZM203 175V176H204ZM136 176H137V179H143V174H142V172L140 173L139 171H137V173H136ZM140 176V177H139ZM264 176V175H263ZM262 176V177H263ZM42 177V178H41ZM139 177V178H138ZM251 177V178H250ZM41 178V179H40ZM264 178V177H263ZM66 179V180H65ZM43 180V181H42ZM261 180V179H260ZM89 181V180H88ZM88 181H86V182H84V183H82V184H79V186L76 188V195H74V196H85L86 194H87V196H90V194H92L91 192L94 190V188L92 189V188H90L91 186V184H90V182H88ZM148 181V180H147ZM262 181H264V179L263 180H261L260 182L258 181V184H257V182L255 183V185L256 186H254V187H251V188H258L259 190H261L262 189V187L260 188V186L261 185H263L262 183ZM226 181H224V182H221L219 185H220V187H219V185L218 186H216L215 188L217 189V191H222L223 192V190L225 189V187H227L228 186V184L229 183H225ZM43 183V184H42ZM46 183V184H45ZM146 183V185H151V184H149V182H145ZM56 184V185H55ZM225 184V185H224ZM41 185V186H40ZM48 185H50L51 186V188L50 189H48L47 190V186ZM86 185V186H85ZM49 186V187H50ZM56 186V187H55ZM103 186V187H102ZM52 187H54V188H52ZM87 187V188H86ZM217 187H219V188H217ZM158 188V187H157ZM84 189V190H83ZM106 189V190H105ZM234 189H235V187H234ZM92 190V191H91ZM158 190H159V188L156 190V192H158ZM235 190H237V189H235ZM252 190V189H251ZM39 192V193H38ZM60 192V193H61ZM46 194V195H45ZM154 194H155V192H154ZM157 194V193H156ZM264 194V193H263ZM262 193H257L256 194V197H253L252 198V200H250V201H248V202H240L239 200L237 201L238 203H241L240 205H244L243 207L245 208H241V209H243V214L244 215H246V216H248L249 215V206L248 207H246L247 205H251L252 203H250V202H252L253 200H259L258 202H257V206L258 205H260V204H262V203H264V196H260V195H263ZM36 195H34V196H36ZM60 196V195H59ZM92 196V195H91ZM78 200H80V197L79 198H76V200H75V198H74V201L73 202H76V203H78ZM85 200H86V198H85ZM85 200L84 201H82L81 200V205H83L84 203H85ZM83 202V203H82ZM231 204H232V201H229ZM25 204V203H24ZM24 204H22L23 206H25ZM229 204V203H228ZM230 205V204H229ZM23 206H20V205H18L17 207L18 208H16V210H18L17 211V213L20 211L19 209L20 208H23ZM72 206H74V203H73V205ZM81 207H84V206H81ZM201 207L204 209V210H209V212H210V214L208 213L206 216L207 217H209V216H212V212H215L217 209H218V207L217 206H212V204L210 205L209 203H207L206 205H203V204H201ZM260 206H258V208H259ZM67 209L69 208V206H67L66 207ZM2 209V208H1ZM198 209V208H197ZM212 209V210H211ZM189 210V211H188ZM191 210L192 209H187L186 211H187V216L189 217V219L190 218H192L193 217V212H191ZM193 210H196V208L194 209V207H193ZM185 211V212H186ZM245 211V212H244ZM191 213V214H190ZM240 213V212H239ZM106 214L107 215H109V213L108 212H106ZM107 215H105V217H104V219H105V222H107L109 219H110V217H107ZM190 215V216H189ZM192 215V216H191ZM99 216H100V214H99ZM110 216V215H109ZM77 217H78V219H73L74 221H72L71 222V224L69 225V230L70 231H72L71 233H75V235H76V237H80L82 234H84V232H85V230H87L88 228L85 226V223L83 222V218H81L82 217V215H80V213H77ZM208 219V218H207ZM207 219H205V220H207ZM76 220H78L77 221V223H76ZM67 221V220H66ZM65 221V222H66ZM81 222V223H80ZM80 225H79V224ZM87 223V222H86ZM79 226H78V225ZM74 225V226H73ZM73 227V228H72ZM77 227H80V228H77ZM77 228V229H76ZM74 231V232H73ZM203 231V230H202ZM258 231V230H257ZM264 232V230H259L258 232H256V233H254V234H261V233H263ZM260 232V233H259ZM253 234V235H254ZM78 235V236H77ZM249 237H251V235L249 236ZM236 239V240H235ZM234 239V242L235 241H237V239L238 238H235ZM181 241L182 240H178V241H176L175 240V242H177L179 245H180V243H181ZM236 243H238V242H236ZM236 243H235V245H236ZM226 252V250H223L222 251V254H220V253H218L217 252V256L218 257H220V255H223V253H225ZM1 253H3V252H1ZM0 253V254H1ZM219 259V258H218ZM1 263V262H0Z\"/></svg>",
  "mask_w": 264,
  "mask_h": 264
}]
</instances>
